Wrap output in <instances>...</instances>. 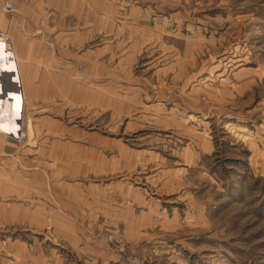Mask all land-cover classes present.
I'll return each mask as SVG.
<instances>
[{
  "label": "rangeland",
  "instance_id": "1",
  "mask_svg": "<svg viewBox=\"0 0 264 264\" xmlns=\"http://www.w3.org/2000/svg\"><path fill=\"white\" fill-rule=\"evenodd\" d=\"M59 3L60 11L44 13L47 34L81 40L48 47L79 53L81 63L83 52H92L85 61L95 65V78L109 72L117 77L108 78L123 79L106 95L121 107L105 115L128 121L124 147L142 154L141 168L128 176L144 173L135 181L156 198L158 210L136 240L122 228L103 225L95 233L78 221L81 244L73 248L54 231L63 214L59 201L51 200L44 220L38 204L34 211L17 199L22 180L11 179L8 190V173L23 176L25 169L5 153L34 142L27 136L34 119H91L103 112L62 99L47 107H27L24 99L23 107L19 91L17 104L15 92L6 91L10 116L17 118V106L23 114L21 138L0 133V264H264V0ZM31 22L32 35L42 34L40 23ZM1 40L14 53L6 32ZM32 145L26 148L35 150ZM8 164L18 170L8 171ZM8 191L16 200L3 199ZM86 239L95 242L82 246Z\"/></svg>",
  "mask_w": 264,
  "mask_h": 264
},
{
  "label": "crops",
  "instance_id": "2",
  "mask_svg": "<svg viewBox=\"0 0 264 264\" xmlns=\"http://www.w3.org/2000/svg\"><path fill=\"white\" fill-rule=\"evenodd\" d=\"M51 1L52 9L49 10ZM59 1L64 0H0V32L7 33L15 53L13 55L7 45L2 44L4 49L0 50V91L22 93L23 107L24 99L27 107L35 104L42 107L43 103L47 107V103L52 100L62 99L68 106L99 109L103 116L92 115L91 119H34L36 121L31 132L27 128L31 119L25 121L27 136L34 142L12 149V154L5 153L9 157L15 155L16 159L24 162L23 176L8 173V190L12 189L11 179L22 180L23 196L17 198L14 192L8 191L7 197L3 199L11 202L10 200L17 198L30 203L31 208L38 204L44 220L48 209H51L48 206L51 200L59 201L63 214L56 216L54 231L68 240L76 250H79L80 242L77 241L81 235L78 221L84 222L89 230L94 229L95 233L104 226L106 229L113 226L122 228L124 234L129 233L136 240L142 234L143 223L150 224L152 214L158 207L152 205L156 198L146 197L143 185L135 181L144 173L135 172L133 177L128 176L141 168L139 160L142 156L141 152L124 147L123 137L126 136L128 121L110 119L111 115H105L112 108L121 107V103L113 107V99L106 95L116 91L114 86H117L116 83L121 84L123 79L108 78L113 76L109 72L103 74L101 79L95 78V65L85 61L93 59L92 52H83L81 63L79 53L65 51L63 47L62 50L48 47V44L57 46L59 42L74 43L81 40V37L72 34H47L50 23L44 13L64 8ZM6 2H11L14 10L8 11L4 5ZM71 4L72 2L67 9ZM37 10L40 13L38 18L33 16V12ZM31 21L40 23L42 34L32 35ZM8 76H13V81ZM113 77H117V74ZM130 87L133 88L132 85ZM117 95H124L121 88ZM0 111V116H3L1 119L9 115L8 109L4 112L1 106ZM84 124L97 127H86ZM134 135L142 137L144 133L136 132ZM31 144H35L32 145L35 146L33 151L26 148ZM26 158L29 160H25ZM17 170V167L11 169L8 164V171ZM37 174L39 178L35 179ZM97 220L103 223L99 226ZM93 242L95 241L83 240L82 246Z\"/></svg>",
  "mask_w": 264,
  "mask_h": 264
},
{
  "label": "bare ground",
  "instance_id": "3",
  "mask_svg": "<svg viewBox=\"0 0 264 264\" xmlns=\"http://www.w3.org/2000/svg\"><path fill=\"white\" fill-rule=\"evenodd\" d=\"M0 42H2V44H4V41H0ZM5 45V44H4ZM7 50V49H6ZM7 51H9V50H7ZM0 62L2 63V61L0 60ZM0 63V64H1ZM0 73H1V68H0ZM3 77V76H2ZM6 91H0V106H1V109H3V111L5 112V110L6 109H8L9 107H8V101H5V97H2V95H3V93H5ZM6 94V93H5ZM20 96H21V98H22V93H20ZM18 99H19V93H17V92H15L14 93V96H12V98H11V100H12V102L14 103V104H17L18 103ZM19 101H20V99H19ZM21 111H20V109H19V106H17V114H16V116H17V118H13L15 115L13 114L12 116L13 117H11L10 116V114L9 115H6V118L5 119H1V121H3V123L5 124V123H7L8 124V126L9 127H11V128H13V130H10V128H9V133L8 132H3L2 130H1V128H0V133H2V134H4V135H9V136H12V137H18V138H21L22 137V135L20 134L21 133V127H20V125H19V123H20V121H21V113H20ZM0 113H1V111H0ZM9 113V112H8ZM14 113V112H13ZM0 117H3V116H0ZM11 118V119H10ZM16 119H18V120H16ZM0 123H2V122H0Z\"/></svg>",
  "mask_w": 264,
  "mask_h": 264
},
{
  "label": "built area",
  "instance_id": "4",
  "mask_svg": "<svg viewBox=\"0 0 264 264\" xmlns=\"http://www.w3.org/2000/svg\"><path fill=\"white\" fill-rule=\"evenodd\" d=\"M4 5H5L6 9L9 10V11H12L13 8H14V6H13V4L11 2H6ZM15 75H17V73H15ZM116 239H117V241H120L118 238H116ZM133 264H140V263L138 261L134 260Z\"/></svg>",
  "mask_w": 264,
  "mask_h": 264
}]
</instances>
